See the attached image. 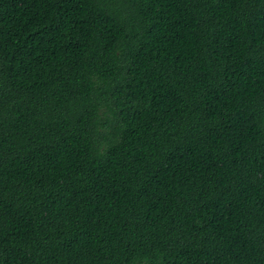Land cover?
<instances>
[{
  "label": "trees",
  "instance_id": "obj_1",
  "mask_svg": "<svg viewBox=\"0 0 264 264\" xmlns=\"http://www.w3.org/2000/svg\"><path fill=\"white\" fill-rule=\"evenodd\" d=\"M0 264H264V0H0Z\"/></svg>",
  "mask_w": 264,
  "mask_h": 264
}]
</instances>
